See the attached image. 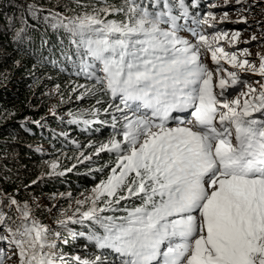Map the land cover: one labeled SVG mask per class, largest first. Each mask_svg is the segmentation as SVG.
Here are the masks:
<instances>
[{
    "label": "snow or ice",
    "instance_id": "6c2138e0",
    "mask_svg": "<svg viewBox=\"0 0 264 264\" xmlns=\"http://www.w3.org/2000/svg\"><path fill=\"white\" fill-rule=\"evenodd\" d=\"M124 4L126 9L102 7L53 25L76 38L71 43L78 74L95 78L120 101L115 108L121 116L113 119L123 120L122 140L100 149L117 153L115 165L93 189V207L82 214L103 234L89 238L118 254L121 264H264V84L258 95L247 85V92L228 99L230 87L243 86L237 74L229 72L230 82L220 78L214 85L213 70L201 62V48L216 64L229 58L223 48L213 49L205 35L197 44L183 39L168 0L162 8L161 0ZM101 12L124 13L126 20H107ZM229 62L249 65L235 55ZM249 68L264 76V57L258 70ZM188 109L194 120L187 124L173 115ZM133 197L141 204L124 208L125 216L100 215ZM23 218L29 219L27 210ZM10 243L19 249L20 264H57L51 251L56 245L35 220L17 229Z\"/></svg>",
    "mask_w": 264,
    "mask_h": 264
},
{
    "label": "trees",
    "instance_id": "16d2710c",
    "mask_svg": "<svg viewBox=\"0 0 264 264\" xmlns=\"http://www.w3.org/2000/svg\"><path fill=\"white\" fill-rule=\"evenodd\" d=\"M123 1L0 0V213L11 231H22L25 224L16 214L15 206H10L13 199L21 205L23 189L28 193L71 191L75 196L102 181L106 175L103 170L115 163L117 153L108 150L96 160H76L88 145L101 144L111 136L109 124L103 119L116 115L115 105L120 101H114L101 85L95 86V78L78 74L76 45L71 43L76 38L63 27L53 25L61 18L67 23L94 9L126 6ZM169 1L179 21L198 12L195 5H191L196 0H183L186 14L182 16L181 0ZM201 1L197 0L196 6ZM54 14L58 16L54 18ZM195 21L196 26L201 27L197 18ZM65 55L71 56V60ZM74 83L86 84L92 89L81 104L73 105L64 115L51 113L50 102L40 100L46 97V89L67 90ZM86 107L104 112L92 117L94 121L88 120L80 112ZM69 111L73 113L69 115ZM44 149L48 152H43ZM56 156L67 163L62 173L47 174L39 179L35 168ZM64 231H68V235L62 232L68 240L58 249L65 253L66 260L59 259L57 264H83L88 260L96 264L113 262L114 253L98 247L89 238L93 232L103 234L94 222L71 223ZM52 237L53 234H48L49 242H53ZM97 257H100L98 262Z\"/></svg>",
    "mask_w": 264,
    "mask_h": 264
},
{
    "label": "rangeland",
    "instance_id": "374dc122",
    "mask_svg": "<svg viewBox=\"0 0 264 264\" xmlns=\"http://www.w3.org/2000/svg\"><path fill=\"white\" fill-rule=\"evenodd\" d=\"M145 2H148V0H145ZM177 2H179V0H177ZM168 3L171 5L172 10L173 3L169 0ZM196 3L197 0L191 3V5H195V8L198 9V12H196L194 16L189 15V19L184 16L180 21L179 19L176 21L177 25H181L178 34L192 44H197L199 42V36L205 35L208 37L209 43L212 45L213 49L223 48L224 52L229 54V58H220V54L218 53L220 62L219 64H216L211 59V52L201 48V62L209 69L213 70L214 85L218 84L220 78L229 79L230 82V77H228L229 72H235L239 80L243 83V86L241 84H237L236 86L228 89V92L226 93L228 99H234L236 96H239L241 91L247 92V85H251L255 88L257 90L256 94L258 95L260 85L264 84V76H261L258 71H252L249 68V65L255 66L258 70L261 58L264 57V0H202L197 6ZM121 7L126 9V6H116V8ZM160 7H163V0H161ZM181 9L180 14L182 16L186 13L183 8ZM172 15H174L173 10ZM100 16L107 20H126L124 13L105 15L101 12ZM196 18L200 21L201 27L196 26ZM165 27L168 26L165 25ZM237 33L239 35L234 39L233 36ZM213 37L220 38L218 40H213ZM253 37H255V39H253ZM231 55H235L238 61L248 60L249 65H245L244 69H241L238 66L234 67L233 64L229 62ZM217 69H220V71L217 72ZM102 75V73L98 74V76ZM95 86H100V84L96 83ZM91 89L92 87L89 85H78L76 83L70 84L67 90L60 89L59 87L48 88L44 94L46 97L41 98L40 100L46 103L45 99H47L50 102L51 105L49 110L51 113H62V115H64L73 105L81 104L82 99L90 94ZM214 91L219 93L220 89L215 87ZM245 98H250V96L241 97V99ZM111 107L109 108L113 111L114 108ZM121 107H123V105H121ZM191 111L192 109H188L187 112L179 114L173 113V115H178L179 118L187 124L188 121L194 120V117L191 115ZM80 112H82V115H86L88 120L91 118V120L94 121L92 117L103 113L104 110L101 111L100 109L86 107V109H81ZM72 113L73 112L71 111L68 112L69 115ZM89 114L92 116H89ZM129 115H131V113H129ZM255 115L259 116V113ZM120 116L121 113L117 112L116 115H111L110 118L103 119L109 124V129L112 131H110L111 136L106 138V140L101 144L92 143L88 145L87 149L81 151L78 155L76 158L77 161L79 159L81 161L96 160L97 156H100V154L107 151H100L102 145L108 144L110 147L111 140H122V136L119 135V133L121 132L123 120L121 119L118 123L113 119V117ZM176 123L177 122L175 120H170L168 126L175 127ZM84 146L85 144L83 147ZM84 148H86V146ZM43 152H48V150L44 149ZM66 164L67 163L62 158L56 156L37 166L35 168V173L39 179L47 174L62 173ZM53 165H55V167H53ZM114 165L115 163L109 164L103 170L104 174H106L103 180H106L111 174V168ZM100 183L101 181L84 189V191H81L75 196L71 193V191H59L52 193L32 191L31 193H28L23 189L21 191V196L23 198L21 205L16 203L15 205L11 204L10 206H15L16 214L21 219H24L23 212L25 210L29 212V219L25 221V223L30 224L32 220H35L40 225L47 228L48 234H53L52 238H54V240L51 243L56 245V247L51 249V251L57 254L55 257L57 260H59V257L62 256L63 261H65V253H61V250L58 249L60 244L65 243L68 240L63 235V233L68 235V231L65 232L64 230L71 223L82 224L87 221L82 218V214L89 211V209L93 207V189H95ZM140 204L141 200L133 197L131 199L121 201L119 205H114V207L119 210L106 211L100 215L113 217L125 216L126 212L123 211L124 208H131L139 206ZM97 206H104V204L102 201H98ZM61 221H64V223H61ZM9 229V227L5 226V221L4 224H0V236L7 238L0 240V250H2L0 259H3L4 264H20V257L18 255L19 249L14 243H10L14 231H9ZM15 231H17V229ZM48 240L50 241V238H48ZM70 242L75 244V242ZM45 250L47 251L48 249ZM109 250L112 251L114 255L111 257L113 262L108 264H121V258L118 254L111 249Z\"/></svg>",
    "mask_w": 264,
    "mask_h": 264
}]
</instances>
